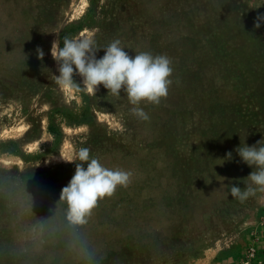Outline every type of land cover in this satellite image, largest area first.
Returning <instances> with one entry per match:
<instances>
[{"label":"rangeland","instance_id":"rangeland-1","mask_svg":"<svg viewBox=\"0 0 264 264\" xmlns=\"http://www.w3.org/2000/svg\"><path fill=\"white\" fill-rule=\"evenodd\" d=\"M81 2L0 0V264H264V192L230 195L254 170L241 140L264 145V0ZM82 36L97 59L119 39L171 60L168 96L139 105L148 121L126 93L55 84L53 41ZM85 147L133 177L75 225L61 155Z\"/></svg>","mask_w":264,"mask_h":264},{"label":"clouds","instance_id":"clouds-1","mask_svg":"<svg viewBox=\"0 0 264 264\" xmlns=\"http://www.w3.org/2000/svg\"><path fill=\"white\" fill-rule=\"evenodd\" d=\"M262 19L264 17L258 18L256 28L260 27L259 21ZM102 49L104 55L97 59L96 53L100 49L95 46L93 36L65 37L63 47L57 40L53 41L51 56L59 72V75L52 74L55 84L64 90H83L88 94H96L101 85L116 97L121 92L126 93L129 103L134 106L132 114L141 121H148L150 117L139 105L142 101L159 105L161 98L168 96L172 83L169 77L173 73L171 60L165 55L154 56L145 51L130 56L119 39ZM37 53L38 58L43 60V50L38 48ZM76 76L81 78V83L76 82ZM235 151L243 163L254 168L245 179L249 183L243 190L236 185L230 187V195L243 201L254 195L256 190L264 192V145L258 141L248 146L243 139ZM61 158L65 162L75 163V173L60 193V200L68 205L67 218L75 225L86 224L87 217L99 201L112 197L118 187L127 188L132 182L131 171L103 166L98 159L90 158V150L86 147L80 148L74 157L61 155ZM231 159L232 154L228 152L224 159H217L216 164L223 165L225 160ZM223 179L219 177L218 180Z\"/></svg>","mask_w":264,"mask_h":264},{"label":"bare ground","instance_id":"bare-ground-1","mask_svg":"<svg viewBox=\"0 0 264 264\" xmlns=\"http://www.w3.org/2000/svg\"><path fill=\"white\" fill-rule=\"evenodd\" d=\"M84 4H85V0H82V2H81V8H80V10H82V8L84 7Z\"/></svg>","mask_w":264,"mask_h":264}]
</instances>
